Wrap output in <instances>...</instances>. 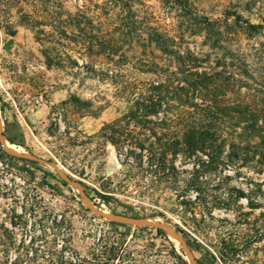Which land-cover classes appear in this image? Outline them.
<instances>
[{"label":"rangeland","instance_id":"rangeland-1","mask_svg":"<svg viewBox=\"0 0 264 264\" xmlns=\"http://www.w3.org/2000/svg\"><path fill=\"white\" fill-rule=\"evenodd\" d=\"M193 2L264 23V0ZM187 18L173 0H0V264H264V167L230 161L229 140L211 161L169 155L159 170L96 135L128 103L91 67L110 49L126 65L164 61L156 29L208 50ZM223 44L249 87L221 100L264 108V28ZM88 99L97 113L80 110Z\"/></svg>","mask_w":264,"mask_h":264},{"label":"trees","instance_id":"trees-1","mask_svg":"<svg viewBox=\"0 0 264 264\" xmlns=\"http://www.w3.org/2000/svg\"><path fill=\"white\" fill-rule=\"evenodd\" d=\"M173 1L188 16L183 22L187 23L186 28L191 34H203V44L209 49L186 46L184 37L165 36L156 29L152 37L158 50L156 58L164 57V61L126 65L114 59L116 51L106 50L103 54L109 59L107 65L91 68L99 79L114 84L116 95L128 103V108L121 116L106 122L96 135L119 150L124 149L126 157L141 158L147 150L159 170H164L169 155L191 157L202 153L211 161L225 152L228 140L226 156L230 161L241 159L243 164L255 161L264 167V108H251L248 103L237 101L224 104L221 100L223 94L237 92L242 84L249 87L247 69L239 73L243 77L225 69V57L233 59L236 54L223 42L231 33L257 34L264 23L229 10L224 12L223 19L213 20L195 11L193 0ZM45 55L51 66L54 61L47 49ZM220 65L223 67L219 68ZM70 101L79 107L81 99L72 94ZM243 104L245 107L241 108ZM81 109L84 114H95L100 107L95 108L88 99L82 101ZM237 128L241 129L238 133ZM197 261L206 264L201 259ZM184 264L192 263L184 259Z\"/></svg>","mask_w":264,"mask_h":264},{"label":"built area","instance_id":"built-area-1","mask_svg":"<svg viewBox=\"0 0 264 264\" xmlns=\"http://www.w3.org/2000/svg\"><path fill=\"white\" fill-rule=\"evenodd\" d=\"M74 1H78V3L81 5V3L83 2V0H74Z\"/></svg>","mask_w":264,"mask_h":264},{"label":"bare ground","instance_id":"bare-ground-1","mask_svg":"<svg viewBox=\"0 0 264 264\" xmlns=\"http://www.w3.org/2000/svg\"><path fill=\"white\" fill-rule=\"evenodd\" d=\"M10 147H13V145L12 144H10V143H7Z\"/></svg>","mask_w":264,"mask_h":264}]
</instances>
